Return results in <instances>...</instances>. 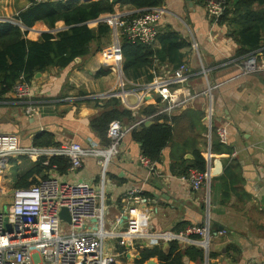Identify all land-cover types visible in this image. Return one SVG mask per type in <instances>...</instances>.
Returning <instances> with one entry per match:
<instances>
[{
  "label": "crops",
  "instance_id": "0c3cea01",
  "mask_svg": "<svg viewBox=\"0 0 264 264\" xmlns=\"http://www.w3.org/2000/svg\"><path fill=\"white\" fill-rule=\"evenodd\" d=\"M162 4L167 13L160 22V34L166 31L178 33L187 42L179 51L182 56L161 55L151 69L154 73L152 81L147 82L144 78L132 81L134 84L126 93L130 96L128 100L135 97L136 101H129L130 105L137 104L146 93L137 107L126 105L120 97L130 109L155 105L158 113L169 115L165 121L174 127V135L162 150L156 171L150 172L141 163V146L132 139L133 125L126 121L125 126L130 130L119 141L105 174L100 164L102 157L87 155L78 170L53 175L69 181L84 180L96 190L103 189L105 226L116 233L123 231L127 224L123 215L124 198L133 190H141L143 202L138 204L137 217L145 230L176 231L191 224L209 223L208 251L201 247L204 259L194 261L185 257V264H264V68L255 73L244 72L251 55L257 57L259 64H264V41L256 51L242 54V45L234 37L233 27L213 19L201 0H163ZM27 6L26 0H1L0 21L18 20V13ZM261 8L264 6L255 4V10ZM138 10L127 4L115 6L116 14L123 17ZM63 28V21L55 28L39 21L26 30V37L37 40L44 32ZM153 47L161 49L160 38ZM103 48L85 59L79 58L76 64L67 68L50 67L36 74L33 86L37 115L28 116L24 103L9 92L6 99L0 101V132L16 133L21 146H34L35 135L48 131L54 134L60 146L77 142L84 148L109 147L110 144H104L90 126L91 118L102 111L95 101L100 100L102 106V100L112 97L107 95L122 91L116 90L117 77L112 72L115 70L103 64ZM179 64L187 65L188 78L163 87L169 97L165 98L157 90L139 89L154 81L168 82ZM101 68L110 73L97 77ZM119 78L125 82L120 75ZM209 89L214 108L211 129L204 120L209 108ZM175 103L179 105L168 109ZM150 118L143 117L136 125ZM223 125L228 129L226 143L221 142L217 133ZM196 150H200L206 160L208 153L211 157L207 160L210 178L199 189L192 187L189 173L180 174L193 161ZM11 160L16 161L11 179L13 187L15 177L34 163L27 156ZM11 160L5 169L4 187ZM224 193L227 194L225 198ZM221 227L224 234L219 233ZM118 241L117 234L106 239V249L120 254L121 264H138L145 247L135 249L134 243L138 242L135 240L132 246L128 242L123 249ZM150 259L161 264L157 257Z\"/></svg>",
  "mask_w": 264,
  "mask_h": 264
},
{
  "label": "built area",
  "instance_id": "2783aa9c",
  "mask_svg": "<svg viewBox=\"0 0 264 264\" xmlns=\"http://www.w3.org/2000/svg\"><path fill=\"white\" fill-rule=\"evenodd\" d=\"M44 1V0H42ZM225 0H205V6L209 15L218 20L225 9ZM167 13L163 5L138 10L133 17L118 14L104 16L110 23L113 31V41L102 50L104 66H108L119 72L123 64L122 38L131 41H141L154 45L160 34V22ZM103 18L102 16L98 19ZM90 21V26L104 21ZM20 24L23 30H28L22 22L9 21ZM123 66V65H122ZM264 68L259 64L257 57L251 55L246 62L244 72L255 73ZM188 67L180 64L175 70L173 78L168 82L154 81L139 87L140 90L149 92L157 90L165 98L169 93L163 89L167 84L182 82L188 78ZM127 82L134 84L125 78ZM124 85L125 82L121 81ZM144 89V90H143ZM35 87L32 81H28L24 75L16 81L12 92L15 97L24 103L25 113L32 117L39 113L35 100ZM127 91L114 95L122 98L130 107H137L145 94H142L137 104L130 105ZM209 108L204 120L212 128L214 108L212 93L209 89ZM179 105L172 104L168 109ZM130 130L121 120H113L108 127L107 136L111 139L109 147L104 149L84 148L80 143L71 142L59 147L21 146L16 133L0 132V198L6 196L3 183L5 169L11 158L27 156L33 163L41 157L54 155H66L71 159L69 172H74L82 166L83 158L87 155L102 157L100 164L103 174L106 173L110 159L114 156L119 141ZM217 133L221 142L228 141V129L226 125L220 126ZM210 136V133H207ZM210 153L207 160L210 161ZM141 163L150 172L156 171V162L142 155ZM48 163L47 161L45 162ZM209 172L193 170L189 176L192 187L199 189L210 178ZM58 175L41 178L37 183L28 187L13 188L11 202L7 212H0V264H121L120 254L106 249V239L119 236L118 244L126 246L133 241L134 248L142 249L148 246L163 245L174 240L183 245H196L207 249L211 237V226L191 224L179 231H152L145 230L137 217L138 204L143 202L141 190L130 191L126 196V209L123 212L127 224L123 231L116 233L105 226L104 191L96 188L87 181H69ZM62 207H67L71 215V222L60 218ZM6 219L8 227H6ZM95 220L96 222H93ZM224 234V230L219 231ZM144 240V242H143Z\"/></svg>",
  "mask_w": 264,
  "mask_h": 264
},
{
  "label": "trees",
  "instance_id": "16d2710c",
  "mask_svg": "<svg viewBox=\"0 0 264 264\" xmlns=\"http://www.w3.org/2000/svg\"><path fill=\"white\" fill-rule=\"evenodd\" d=\"M26 1L28 6L17 15V19L26 27H33L41 21L50 28H55L58 22L63 21L65 28L56 32H44L39 39L34 40L26 37L27 31L23 30L20 24L0 21V101L6 99L21 75L33 82L37 73L44 72L50 67L67 68L76 64L79 58L85 59L100 51L111 38L112 26L106 21L99 22L96 26H90L89 22L102 15L115 13L116 4L131 5L139 10L163 5V0ZM201 1L205 5V0ZM255 4L264 6V0H225L224 12L218 18L219 24L228 23L233 27V35L242 45L240 49L242 54L256 51L262 40L264 41V8L255 10ZM158 38L162 41L161 49H155L152 45L141 41L122 38V65L127 79L137 81L144 78L145 81L150 82L154 77L151 69L155 66V60L160 59L161 55L173 58L175 55L182 56L179 51L187 42L181 39L178 33L166 31L159 34ZM109 73L108 69L101 68L96 76ZM129 101L131 102V99ZM95 102L102 111L91 118L90 126L104 144L111 143L107 131L113 120H121L124 124L131 123L133 125L130 131L131 137L140 144L142 154L152 161L160 162L162 150L174 135V127L165 121L169 115L158 113L155 105L137 110L130 109L117 96L102 100V106L100 100ZM143 117H151L153 123L146 125L143 120L136 125ZM162 119L164 121L161 122ZM33 145L60 146L54 134L48 131L36 134ZM193 154V161L183 168L180 174L189 173L190 176L195 169L207 172V160L201 151L196 150ZM70 166L71 159L66 155L43 156L30 169L15 177L12 188L28 187L41 178L50 177L55 173L66 175ZM225 197H227L226 193H224ZM181 245L179 241L174 240L169 242L168 251L162 245L145 247L141 250L142 258L138 260V264H143L152 257H157L161 264H185V257L194 261L204 259L205 253L201 247Z\"/></svg>",
  "mask_w": 264,
  "mask_h": 264
},
{
  "label": "rangeland",
  "instance_id": "374dc122",
  "mask_svg": "<svg viewBox=\"0 0 264 264\" xmlns=\"http://www.w3.org/2000/svg\"><path fill=\"white\" fill-rule=\"evenodd\" d=\"M113 14H116V12L115 13H111V14L102 15V17L113 15ZM93 24H92V26H93ZM30 35L31 36H35V35H32L31 33H30ZM112 41H113V31H111V38H110V40L107 43L109 44ZM112 72H113V75H115V77H117V89H116L117 91H121L122 88H124V90H129V89L132 88V86H131L132 84L128 83L124 76H123V78L125 79V84L124 85L121 84L120 78L118 79V77H119V72L118 71L115 70V71H112ZM13 159H15V158H13ZM11 162H12L11 165L6 170V177L5 178L7 180H6V187L5 188L7 190V193H6V196L0 198V212L1 211L7 212L8 204H9V202H11V193H12V190H13V188L11 187V179L13 177V171H15V168H16V167H14V165H16L15 164L16 161L15 160H11ZM105 206H106V204H105Z\"/></svg>",
  "mask_w": 264,
  "mask_h": 264
},
{
  "label": "water",
  "instance_id": "95a60500",
  "mask_svg": "<svg viewBox=\"0 0 264 264\" xmlns=\"http://www.w3.org/2000/svg\"><path fill=\"white\" fill-rule=\"evenodd\" d=\"M106 18H107V17H103V18L98 19L97 21H98V22H99V21H105ZM119 70H120V74H121V75L124 74V72H123V66H122V65L120 66ZM107 96H114V93H113V94H109V95H107ZM99 97H100V96H99ZM147 97H148V96H147ZM151 123H152L151 120H146V121H145V124H146V125H149V124H151ZM59 216H60L61 219L66 220L67 222H71V215H70L69 210H68L67 207H62V209H61V211H60V213H59ZM93 222H96V221L93 220ZM5 224H6V227H8L7 219H6V223H5ZM222 228H223V227H221L220 229H222ZM128 246H130V245H128ZM163 247H164V249H165L166 251H168V249H169V242H165L164 245H163ZM207 251H208V248H207ZM128 255H129V254H128ZM139 257H140V255H137V258H139ZM146 264H156V261L150 259Z\"/></svg>",
  "mask_w": 264,
  "mask_h": 264
},
{
  "label": "bare ground",
  "instance_id": "6f19581e",
  "mask_svg": "<svg viewBox=\"0 0 264 264\" xmlns=\"http://www.w3.org/2000/svg\"><path fill=\"white\" fill-rule=\"evenodd\" d=\"M135 99V100H134ZM136 101V98L135 97H132L131 98V102H135Z\"/></svg>",
  "mask_w": 264,
  "mask_h": 264
}]
</instances>
